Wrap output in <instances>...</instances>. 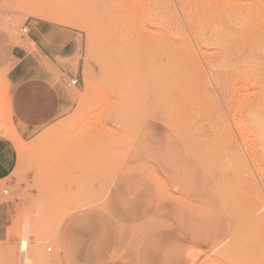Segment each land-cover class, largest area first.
<instances>
[{"label": "rangeland", "instance_id": "obj_1", "mask_svg": "<svg viewBox=\"0 0 264 264\" xmlns=\"http://www.w3.org/2000/svg\"><path fill=\"white\" fill-rule=\"evenodd\" d=\"M33 1L0 0L1 28L48 11L78 83L30 137L2 114L21 210L0 264H264V0Z\"/></svg>", "mask_w": 264, "mask_h": 264}, {"label": "crops", "instance_id": "obj_2", "mask_svg": "<svg viewBox=\"0 0 264 264\" xmlns=\"http://www.w3.org/2000/svg\"><path fill=\"white\" fill-rule=\"evenodd\" d=\"M42 18L24 22L27 38L20 41L11 40L0 25V191L13 186L19 159L14 142L3 134V112L19 135L27 138L58 119L66 108L67 84L59 74L68 75L76 46L72 38L60 42L67 31ZM20 203L17 196L0 200V241L18 239Z\"/></svg>", "mask_w": 264, "mask_h": 264}, {"label": "bare ground", "instance_id": "obj_3", "mask_svg": "<svg viewBox=\"0 0 264 264\" xmlns=\"http://www.w3.org/2000/svg\"><path fill=\"white\" fill-rule=\"evenodd\" d=\"M27 1H28V0H27ZM31 1H33V0H30V2H31ZM38 1H39V0L33 1V3H32L31 5H33V4L38 5V6H36V7L39 8V7L42 6V5L39 6L40 3H39ZM42 1H44V0H42ZM42 1H41V2H42ZM189 1H190V0H189ZM215 1H216V0H215ZM34 2H35V3H34ZM37 2H38V4H36ZM227 2H228V0H227ZM235 2H236V1H235ZM43 3H44V2H43ZM46 3L49 4V2H45L44 4H46ZM241 3L243 4L244 2H241ZM241 3H239V4H241ZM29 5H30V4H29ZM31 5H30V6H31ZM49 5H50V4H49ZM218 5H219V4H218ZM237 5H238V4H237ZM224 6H225V5H224ZM227 6H228V5H227ZM36 7H35L34 10H37V9H38V8L36 9ZM255 7H256V6H255ZM255 7H254V8H255ZM257 7H258V5H257ZM32 8H33V7H31V9H32ZM209 8H210V7H209ZM239 9H240V8H239ZM251 10H252V9H251ZM31 11L33 12V9H32ZM38 11H39V13H41V12H40V11H41L40 8L38 9ZM226 11H227V10H226ZM32 12H29V13L33 14L35 11H34L33 13H32ZM43 12H44V10H43ZM43 12H42L41 14H43ZM247 12H248V11H247ZM35 13H36V12H35ZM35 13H34V15H35ZM47 13H48V11H46V14H45L46 17H47ZM224 13H225V12H224ZM228 13H229V12H228ZM250 13H251V12H250ZM50 14H51V13H50ZM231 14H232V13H231ZM239 14H240V13H239ZM45 15L43 14L42 16H41V15H36V16H41V17H43L42 19H44V16H45ZM48 15H49V14H48ZM51 15H53V14H51ZM229 16H230V15H229ZM231 16H232V15H231ZM241 16H242V15H241ZM263 16H264V15H263ZM41 17H40V18H41ZM46 17H45V18H46ZM50 17H51V16L48 17L49 20H52V18H54V17H52V18H50ZM235 17H236V16H235ZM261 17H262V15H261ZM230 18H231V17H230ZM243 18H244V17H243ZM250 18H251V17H250ZM46 19H47V18H46ZM48 19H47V20H48ZM161 20H162V19H161ZM237 20H238V19H237ZM249 20H250V19H249ZM217 21H218V20H217ZM252 21H253V20H252ZM251 23H252V22H251ZM255 23H256V22H255ZM234 24H235V23H234ZM239 24H240V23H239ZM220 25H221V24H220ZM215 26H216V24H215ZM235 27H236V26H235ZM253 27H254V26H253ZM222 28H223V27H222ZM233 28H234V27H233ZM220 30H221V29H220ZM248 30H249V29H248ZM261 30H262V29H261ZM261 30H260V31H261ZM175 32H177V31H175ZM220 32H221V31H220ZM174 35H177V33H174ZM224 35H225V34H224ZM228 35H229V34H228ZM182 36H183V35H182ZM217 36H218V35H217ZM172 37H174L173 34H172ZM183 37H184V36H183ZM185 37H186V36H185ZM210 37H211V36H210ZM228 37H229V36H228ZM253 37H254V35H253ZM178 38H182V37H178ZM178 38H177V39H178ZM227 39H228V38H227ZM167 40H168V39H167ZM173 40H174V39H173ZM179 40H180V39H179ZM187 40H188V38H187ZM215 41H216V39H215ZM172 42H173V41H172ZM180 42H181V41H180ZM184 42H185V41H184ZM187 42H188V41H187ZM224 42H225V41H224ZM177 43H178V40H177ZM189 43L191 44L190 40H189ZM208 43H209V42H208ZM213 43H214V42H213ZM216 43H217V42H216ZM263 43H264V42H263ZM263 43H262V44H263ZM30 44H31V43H30ZM174 44H175V43H174ZM258 45H259V43H258ZM173 46H175V45H173ZM185 46H186V45H185ZM179 47L181 48V46H179ZM191 47H192V46H191ZM180 48H179V49H180ZM192 49H193V48H192ZM229 49H230V48H229ZM259 49H260V48H259ZM175 50H177V49H175ZM167 51H168V50H167ZM183 51H184V50H183ZM170 52H171V51H170ZM194 52H195V49H194ZM256 52H257V51H256ZM263 53H264V52H263ZM144 54H145V55H144V57H145L147 53L144 52ZM173 54H174V53H173ZM255 55H256V54H255ZM188 56H189V55H188ZM263 56H264V55H263ZM139 57L142 58L141 55H140ZM173 57H174V56H173ZM197 57H198V55H197ZM254 57H255V56H254ZM145 58H147V60H148V57H145ZM145 58H142V59L146 60ZM161 58H162V57H161ZM166 58H167V57H165L164 59L167 60ZM175 58H176V57H175ZM198 58H199V57H198ZM221 59L223 60V58H221ZM255 59H256V57H255ZM176 60H177V59H176ZM178 60H179V59H178ZM140 61H142V60L140 59ZM162 61H163V60H162ZM173 61H174V60H173ZM254 61H255V60H254ZM167 62H168V60H167ZM223 62H224V61H223ZM235 62H236V61H235ZM173 63H174V62H173ZM167 64H168V63H167ZM169 64H170V62H169ZM181 64H182V63H181ZM230 64H231V62H230ZM241 65H242V64H241ZM248 65H249V64H248ZM174 66H175V64H174ZM229 66H230V65H229ZM233 66H234V65H233ZM237 66H238V65H237ZM251 66H252V65H251ZM169 67H170V65H169ZM184 67H185V65H184ZM243 67H244V66H243ZM247 67H249V66H247ZM157 68H160V67L158 66ZM175 68H176V66H175ZM151 69H152V68H151ZM246 69H248V68H246ZM173 70H174V69H173ZM175 70H176V69H175ZM181 70H182V69H181ZM256 70H257V69H256ZM127 71H129V70H127ZM138 71H139V70H138ZM148 71H149V70H148ZM253 71H254V70H253ZM135 72H136V71H135ZM173 72H174V71H172V72H170V73L173 74ZM176 72H177V71H176ZM243 72H244V71H243ZM248 72H249V71H248ZM256 72H257V71H256ZM133 73H134V72H133ZM133 73H132V74H133ZM196 73H197V72H196ZM127 74H128V73H127ZM130 74H131V72H130ZM132 74H131V75H132ZM139 74H140V73H139ZM174 74H175V73H174ZM177 74H178V72H177ZM186 74H187V73H186ZM244 74H245V72H244ZM246 74H247V73H246ZM246 74H245V76H246ZM249 74H251V73L249 72ZM249 74H248V75H249ZM255 74H256V73H255ZM111 75H112V74H111ZM113 75H114V74H113ZM121 75H122V74H121ZM135 75H136V74H135ZM163 75H164V74H163ZM132 76H133V75H132ZM189 76H190V75H189ZM255 76H256V75H255ZM137 77H138V76H137ZM176 77H177V76H176ZM260 77H261V76H260ZM139 78H140V77H139ZM139 78H138V79H139ZM170 78H171V77H170ZM261 78H262V77H261ZM183 79H184V78H183ZM187 79H188V78H187ZM126 80H127V79H126ZM132 81H133V80H132ZM139 81H140V80H139ZM253 81H254V79H253ZM258 81H259V80H258ZM127 82H128V80H127ZM247 82H248V81H247ZM117 84H118V83H117ZM142 85H144V84H142ZM116 87H118V86H116ZM138 87H139V86H138ZM110 88H112V87H110ZM114 88H115V87H114ZM121 89H122V87H121ZM132 89H133V88H132ZM137 90H138V88H137ZM111 91H112V89H111ZM129 93H130V92H129ZM117 94H119V93H117ZM130 94H131V93H130ZM133 96H134V95H133ZM119 97H120V96H119ZM139 97H141V96H139ZM145 98H146V97H145ZM148 98H149V97H148ZM121 99H122V98H121ZM139 99H140V98H139ZM132 100H133V99H132ZM121 101H122V100H121ZM141 101H142V100H141ZM136 102H137V101H136ZM142 103H143V102H142ZM121 104H122V103H121ZM131 104H132V103H131ZM140 104H141V103H140ZM140 104H139V105H140ZM137 105H138V104H137ZM139 105H138V106H139ZM146 105H147V104H146ZM133 106H134V105H133ZM144 107H145V106H144ZM256 109H258V107H257ZM256 109H255V110H256ZM139 110H140V108H139ZM129 111H130V110H129ZM131 111H132V110H131ZM256 111H257V110H256ZM137 112H138V111H137ZM139 112H140V111H139ZM139 112H138V113H139ZM253 112H254V111H253ZM255 113H256V112H255ZM255 113H254V114H255ZM257 113H258V112H257ZM262 113H263V112H262ZM260 115H261V114H260ZM253 116H254V115H253ZM258 117H259V116H258ZM259 118H260V117H259ZM262 118H264V117L262 116ZM254 119H255V120L257 119V118H256V115H255V118H254ZM258 121H259V120H258ZM164 122H165V121H164ZM168 122H169V121H168ZM255 122H257V121H255ZM255 122H253V123H255ZM257 123H258V122H257ZM163 125H164V124H163ZM168 125H169V123H168ZM168 125H167V126H168ZM165 127H166V124H165ZM165 127H164V128H165ZM255 127H256V126H255ZM257 128H258V127H257ZM258 129H259V131H260V128H258ZM258 129H256V130H258ZM262 131H264V129H262ZM260 132H261V131H260ZM261 135H263V133H261ZM8 137H9L10 139H13V140H14V139H17V137H15V136H13V135H12V136L9 135ZM261 138H262V137H261ZM261 142H262V141H261ZM263 145H264V144H263ZM237 163H238V162H237ZM235 165H236V164H235ZM238 165H239V164H237L236 166L238 167ZM241 165H242V164H241ZM233 166H234V165H233ZM226 167H227V166H226ZM237 167H236V168H237ZM232 168H233V167H232ZM238 168H239V167H238ZM221 170H222V169H221ZM225 170H226V169H225ZM234 171H235V170H234ZM236 171H237V170H236ZM203 172H204V171H203ZM237 175H238V174H237ZM209 176H210V175H209ZM209 179H210V178H209ZM212 179H213V178H212ZM212 179H211V180H212ZM196 180H197V179H196ZM212 181H213V180H212ZM229 181H231V180H229ZM223 183H224V182H223ZM208 185H209V184H208ZM205 192H206V191H205ZM234 200H235V199H234ZM235 201H236V200H235ZM190 202H191V201H190ZM236 202H237V201H236ZM195 204H196V203H195ZM221 204H222V203H221ZM237 204H238V202H237ZM240 205H241V204H240ZM252 206H253V205H252ZM257 207H258V206H257ZM42 248H43V247H42ZM47 248H50V250H51V247H47ZM36 250H37V249H36ZM41 251H42V250H41ZM35 254H36V253H35ZM37 254H38V253H37ZM52 255H53V254H52ZM52 255H51V256H52ZM56 255H57V254H56ZM35 256H36V255H35ZM47 256H48L47 258H45L46 256L43 257L42 255H38V256H36V263H37V264H45V263H46V264H49V263H47V262H48V258H49L50 255H47ZM53 256L55 257V254H54ZM54 257H52V258H54ZM49 259H50V258H49ZM57 260H58V259H57Z\"/></svg>", "mask_w": 264, "mask_h": 264}, {"label": "built area", "instance_id": "obj_4", "mask_svg": "<svg viewBox=\"0 0 264 264\" xmlns=\"http://www.w3.org/2000/svg\"><path fill=\"white\" fill-rule=\"evenodd\" d=\"M21 30H22V32L27 33V28H26L25 26H24ZM77 83H78V79H77L76 77H70V78H69V81L66 82L67 86L77 85ZM7 192H8V191H7L6 189H4V190L2 191V194L6 195ZM48 250H50V248H48Z\"/></svg>", "mask_w": 264, "mask_h": 264}]
</instances>
